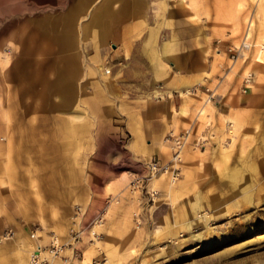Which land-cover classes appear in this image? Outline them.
<instances>
[{"label": "rangeland", "instance_id": "1", "mask_svg": "<svg viewBox=\"0 0 264 264\" xmlns=\"http://www.w3.org/2000/svg\"><path fill=\"white\" fill-rule=\"evenodd\" d=\"M141 1L137 62L127 46L116 54L120 43L99 26L104 0H0V236L24 225L26 264L38 245L42 258L61 263L48 251L52 238L74 264H264V0ZM249 17L254 47L232 61L227 48L240 43ZM188 36L204 51V69L199 84L178 90L188 101L178 111L189 120L183 131L205 90L218 98L236 83L234 103L218 123L214 102L203 106L195 129L212 121L216 139L182 150L176 181L160 174L132 189L150 156L114 137L110 110L122 99L163 97L166 71L188 73L172 65Z\"/></svg>", "mask_w": 264, "mask_h": 264}, {"label": "crops", "instance_id": "2", "mask_svg": "<svg viewBox=\"0 0 264 264\" xmlns=\"http://www.w3.org/2000/svg\"><path fill=\"white\" fill-rule=\"evenodd\" d=\"M141 3V0H104L102 4L103 11L98 16V24L103 28H108L110 40L115 37V40L120 43L115 44L116 47L120 45V50L116 54L124 53V49L121 46H127L133 56H138V60H135L137 62L144 61L139 53L141 43L132 42L131 40L138 38L142 41L145 39L144 36L140 38L136 37L132 32L134 27L138 25V16L141 13L140 8L142 7ZM248 19L251 20V17ZM194 39V36H188L187 40L191 42L190 46L187 47H184L183 44H177L173 52L175 64L172 63V65H177L179 70L185 69L188 73L177 77L166 71L168 80L167 84L163 86V97L150 99L144 103L131 98L122 99V104L124 105L122 109H118V106H116L115 109L110 110V125L116 128V135L114 137L120 139L123 138V135L128 137L125 146L130 152L135 151L142 157L149 155V158H157L162 161L160 159V157H163L162 142H164L163 140L166 135L170 132L174 133L176 128L178 132H182L183 123L189 122L188 118L184 121L180 120V116L178 115L179 108L188 102L180 96L178 90L183 93L186 86L199 84L197 78L204 69V51L194 45ZM110 44L114 45V43ZM209 71V68H207V72ZM204 82V87L207 88V85L211 83V79L204 77ZM242 86L243 81L241 88ZM230 87L233 90L236 87V83L230 85ZM230 91L212 101L214 102V112L212 113L214 123H218L220 116H225L229 113L231 104L234 103L233 93ZM193 99L198 101L200 97L195 95ZM204 105L206 103H203L202 107L197 109V113H199L198 111L201 112L197 117L203 114ZM191 109L190 106L189 110L191 111ZM197 119L193 123L194 128ZM113 121L121 123L114 124ZM211 122L207 123L211 125L213 123ZM195 131L196 133H200L196 129ZM187 147L191 146L188 145ZM134 156L138 157L137 155ZM11 226L15 229V238L12 236L10 239L0 242V264H26L29 255L28 244L24 241L26 240L24 238L26 229L18 221L13 222ZM70 264H74V261H71Z\"/></svg>", "mask_w": 264, "mask_h": 264}, {"label": "built area", "instance_id": "3", "mask_svg": "<svg viewBox=\"0 0 264 264\" xmlns=\"http://www.w3.org/2000/svg\"><path fill=\"white\" fill-rule=\"evenodd\" d=\"M251 31H252V21L248 19V21L244 26L240 43L238 45H230L227 48V52L230 60L235 61L239 56H242L243 50H247L254 47V44L251 41ZM261 49L264 50V47L262 46ZM105 72L108 73L109 70H106ZM250 80H251V74L247 75V77L244 78L243 86L241 89L242 92H245L249 88ZM205 93L207 95V98L204 100V103L211 102L216 97V94L213 90L207 89L205 90ZM198 112L199 113L196 112L194 120L187 129L176 134L170 132L166 135L165 139L170 144L169 145L170 159L166 162H162L157 158H149L146 161H144L142 163L143 172H141L137 177L133 178L130 182V187L132 189H138L153 177L165 173L169 175V178L172 181H176L180 175V167H179L181 162L180 154L186 146L189 145L193 149L204 150L207 147L214 144V141L216 139V133L214 131V128H212L213 125H210V123H207L203 131H201L200 133H196L195 128L193 127V123L196 120L197 116L200 115L201 113L200 111ZM154 194L155 192L151 193V195ZM101 221L102 218L101 216L98 215L93 222L101 223ZM12 236H13L12 229L10 228L4 229L0 236V242L4 240H8ZM29 236L31 239L37 238L35 231H31ZM75 237L76 234L74 238ZM65 247L66 246L64 244L58 243L56 238H52L50 241L48 251L49 253H51L52 257H60L61 263L59 264H69L70 262V259L60 256V254H62V252L64 251ZM71 249H72L71 259L72 258L79 259V253H77L75 248L71 247ZM42 251L44 250L42 249L41 246L39 245L35 246V249L32 251V255L30 257L28 264H54L51 261L42 258L40 256ZM90 264H106V262L105 259L103 258H93Z\"/></svg>", "mask_w": 264, "mask_h": 264}, {"label": "bare ground", "instance_id": "4", "mask_svg": "<svg viewBox=\"0 0 264 264\" xmlns=\"http://www.w3.org/2000/svg\"><path fill=\"white\" fill-rule=\"evenodd\" d=\"M259 47H260V46H259ZM261 48H262V46H261L260 48H258V50H259V49H260V50H263V49H261ZM263 52H264V50H263ZM263 52H262V53H263ZM243 54H244V52H242V55H243ZM258 54H259V52H257V54H256V58H255L256 61H258V60H257V55H258ZM260 61H261V60H260ZM165 174H167V173H165ZM167 175H168V174H167ZM168 176H169V175H168ZM169 179H170V178H169ZM170 182H171V184H172L174 181H172V180L170 179ZM205 215H206V214H205ZM207 217H208V216H207Z\"/></svg>", "mask_w": 264, "mask_h": 264}]
</instances>
